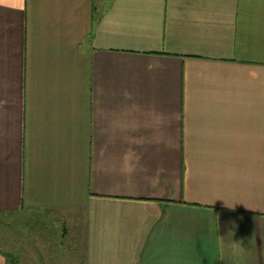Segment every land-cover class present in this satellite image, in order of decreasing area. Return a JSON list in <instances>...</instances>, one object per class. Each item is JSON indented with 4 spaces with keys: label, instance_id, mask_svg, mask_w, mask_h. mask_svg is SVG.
<instances>
[{
    "label": "crops",
    "instance_id": "0c3cea01",
    "mask_svg": "<svg viewBox=\"0 0 264 264\" xmlns=\"http://www.w3.org/2000/svg\"><path fill=\"white\" fill-rule=\"evenodd\" d=\"M25 211L36 256L0 264H264V0H0Z\"/></svg>",
    "mask_w": 264,
    "mask_h": 264
},
{
    "label": "rangeland",
    "instance_id": "374dc122",
    "mask_svg": "<svg viewBox=\"0 0 264 264\" xmlns=\"http://www.w3.org/2000/svg\"><path fill=\"white\" fill-rule=\"evenodd\" d=\"M36 217V211L0 214V237L3 241L4 234L7 235L8 248L11 250L9 251L10 258L12 257L13 260L17 261L22 255L36 256V246H34L36 245V230L47 226L44 223L36 224ZM50 222L54 227L60 225L59 220H50ZM44 235L46 234L44 233ZM27 243L31 246H28Z\"/></svg>",
    "mask_w": 264,
    "mask_h": 264
},
{
    "label": "clouds",
    "instance_id": "9594fccd",
    "mask_svg": "<svg viewBox=\"0 0 264 264\" xmlns=\"http://www.w3.org/2000/svg\"><path fill=\"white\" fill-rule=\"evenodd\" d=\"M225 205H226L227 207H229V208H233V207H234V205H227L226 203H225Z\"/></svg>",
    "mask_w": 264,
    "mask_h": 264
}]
</instances>
